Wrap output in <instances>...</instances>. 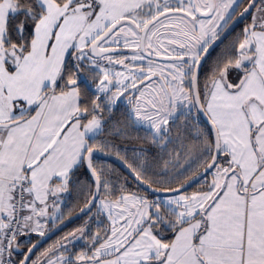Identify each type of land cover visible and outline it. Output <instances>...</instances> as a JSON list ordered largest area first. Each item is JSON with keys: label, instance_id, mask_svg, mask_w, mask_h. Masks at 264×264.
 <instances>
[{"label": "snow or ice", "instance_id": "snow-or-ice-1", "mask_svg": "<svg viewBox=\"0 0 264 264\" xmlns=\"http://www.w3.org/2000/svg\"><path fill=\"white\" fill-rule=\"evenodd\" d=\"M0 264H264V0H0Z\"/></svg>", "mask_w": 264, "mask_h": 264}, {"label": "trees", "instance_id": "trees-1", "mask_svg": "<svg viewBox=\"0 0 264 264\" xmlns=\"http://www.w3.org/2000/svg\"><path fill=\"white\" fill-rule=\"evenodd\" d=\"M250 20V18H248ZM245 22H248V20H244L243 22H241L239 25H237L234 30L231 32L230 35H228L227 39H225L224 43L223 44H220L219 47L216 49L215 52L212 53V56L209 58V61H208V65H206V67H209L212 63V61L216 58V56H218L225 48V46L229 43V41H231V39L236 35L238 34L240 31H241V27L242 25L245 23ZM114 167H118L119 168V171L123 174V175H127L126 172L119 167L118 164L116 165H113ZM129 179H131L129 177ZM197 187V185H193L188 191H193L195 190V188ZM64 207H65V210L67 211L68 209H72V214L75 213L76 211L79 210L80 207L83 206V203H82V197L80 196V194L73 190L71 191L70 193H67L65 194V197H64ZM84 217H82L81 219L77 220L76 222H74L71 226H68L63 232H59L58 234H56L55 236H53L52 238H50L49 240H47L46 242H44L42 245H40V247L36 250L37 253L38 251H41L42 248H44L46 245L48 244H52L54 241L57 240V238L59 236H61L62 234H65V232L69 231V229H72V227H78L80 224L83 223L84 221ZM35 239V238H34ZM79 248V247H77Z\"/></svg>", "mask_w": 264, "mask_h": 264}, {"label": "water", "instance_id": "water-1", "mask_svg": "<svg viewBox=\"0 0 264 264\" xmlns=\"http://www.w3.org/2000/svg\"><path fill=\"white\" fill-rule=\"evenodd\" d=\"M243 21H244V20H242L241 22H243ZM241 22H240V23H241ZM238 25H239V24H238ZM122 169H123V168H122ZM123 170H124V171L126 172V174H127V170H125V169H123ZM193 185H195V183L192 184V185L188 188V190H189ZM78 214H79V210L76 211L75 213L71 214V217L66 218L65 222H64L63 224L59 225L58 228H57L55 231L50 232V233L48 234V236H47L45 239H43V240L41 241L40 245H42L44 242H46L47 240H49L50 238H52L53 236H55L56 234H58V233L61 232L62 230L66 229L68 226H70L71 224H73V223L76 222L77 220L81 219L82 217L79 218V219H77V215H78Z\"/></svg>", "mask_w": 264, "mask_h": 264}, {"label": "rangeland", "instance_id": "rangeland-1", "mask_svg": "<svg viewBox=\"0 0 264 264\" xmlns=\"http://www.w3.org/2000/svg\"><path fill=\"white\" fill-rule=\"evenodd\" d=\"M70 226H71V225H70ZM72 228H73V227H72ZM61 236H63V234H62ZM61 236H59L57 239H59ZM54 242H55V241H54ZM49 245H50V244L46 245L44 248L48 247ZM77 247H80V245L78 244ZM41 250H43V248H42ZM38 252H39V251H38Z\"/></svg>", "mask_w": 264, "mask_h": 264}, {"label": "flooded vegetation", "instance_id": "flooded-vegetation-1", "mask_svg": "<svg viewBox=\"0 0 264 264\" xmlns=\"http://www.w3.org/2000/svg\"><path fill=\"white\" fill-rule=\"evenodd\" d=\"M75 228H76V227H74V228H72V229H69V230L71 231V230H74ZM64 230H65V229H64ZM64 230H62L61 232H63ZM67 232H68V231H67Z\"/></svg>", "mask_w": 264, "mask_h": 264}, {"label": "crops", "instance_id": "crops-1", "mask_svg": "<svg viewBox=\"0 0 264 264\" xmlns=\"http://www.w3.org/2000/svg\"><path fill=\"white\" fill-rule=\"evenodd\" d=\"M64 197H65V195H64ZM64 197H63V202H64ZM69 231H70V230H69ZM69 231H68V232H69ZM71 231H72V230H71ZM65 233H67V232H65ZM63 235H64V234H63Z\"/></svg>", "mask_w": 264, "mask_h": 264}]
</instances>
